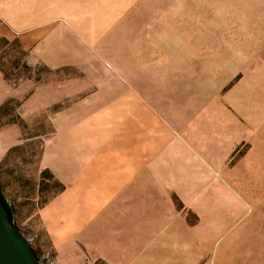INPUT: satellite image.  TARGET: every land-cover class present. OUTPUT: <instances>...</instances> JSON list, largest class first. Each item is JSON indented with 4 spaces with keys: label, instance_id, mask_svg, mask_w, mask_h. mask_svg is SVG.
Wrapping results in <instances>:
<instances>
[{
    "label": "rangeland",
    "instance_id": "obj_1",
    "mask_svg": "<svg viewBox=\"0 0 264 264\" xmlns=\"http://www.w3.org/2000/svg\"><path fill=\"white\" fill-rule=\"evenodd\" d=\"M260 115L264 0H0V189L40 264L88 263L107 190L195 224L185 194L234 189L254 145L226 153L211 129L264 128ZM212 138L205 159L192 141ZM246 197L243 222L264 215ZM229 248L219 264H264V244Z\"/></svg>",
    "mask_w": 264,
    "mask_h": 264
},
{
    "label": "crops",
    "instance_id": "obj_2",
    "mask_svg": "<svg viewBox=\"0 0 264 264\" xmlns=\"http://www.w3.org/2000/svg\"><path fill=\"white\" fill-rule=\"evenodd\" d=\"M263 117H256L255 121L263 123ZM256 126L236 131L211 129L209 137H221L226 153L241 137L253 139L254 145L233 175H228L234 189L216 181L207 189L196 188L185 194L186 203L199 215L195 224L171 208L167 212L154 195H147L146 208L139 210L136 193L127 192L124 199L119 194L121 190H107L105 201L109 204L100 206L97 233L91 230L85 233L84 242L90 252L88 257L85 255L88 261L85 264H219L224 244L230 250L239 243L248 248L264 244V238L253 231L257 226L264 227V215L243 222L249 213L247 208H252L246 196L264 198L263 159H249L256 147L264 146V128ZM213 138L206 140L207 146L192 141L205 159L203 152L213 155L210 148ZM213 158L211 162L216 161Z\"/></svg>",
    "mask_w": 264,
    "mask_h": 264
},
{
    "label": "water",
    "instance_id": "obj_3",
    "mask_svg": "<svg viewBox=\"0 0 264 264\" xmlns=\"http://www.w3.org/2000/svg\"><path fill=\"white\" fill-rule=\"evenodd\" d=\"M0 264H40L29 238L14 225L0 198Z\"/></svg>",
    "mask_w": 264,
    "mask_h": 264
},
{
    "label": "trees",
    "instance_id": "obj_4",
    "mask_svg": "<svg viewBox=\"0 0 264 264\" xmlns=\"http://www.w3.org/2000/svg\"><path fill=\"white\" fill-rule=\"evenodd\" d=\"M0 198H1V200L3 201L5 207H6L7 210H8V212H9V214H10V218H11V220L13 221V215H12V212H11V207H10V205L8 204V202L6 201V199L4 198V196H3L2 192H1V189H0Z\"/></svg>",
    "mask_w": 264,
    "mask_h": 264
},
{
    "label": "built area",
    "instance_id": "obj_5",
    "mask_svg": "<svg viewBox=\"0 0 264 264\" xmlns=\"http://www.w3.org/2000/svg\"><path fill=\"white\" fill-rule=\"evenodd\" d=\"M30 241V240H29Z\"/></svg>",
    "mask_w": 264,
    "mask_h": 264
}]
</instances>
